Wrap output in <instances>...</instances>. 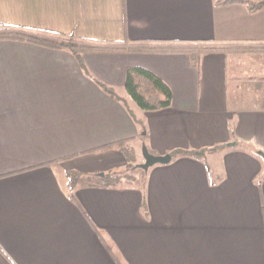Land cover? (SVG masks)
Instances as JSON below:
<instances>
[{
  "label": "crops",
  "instance_id": "0c3cea01",
  "mask_svg": "<svg viewBox=\"0 0 264 264\" xmlns=\"http://www.w3.org/2000/svg\"><path fill=\"white\" fill-rule=\"evenodd\" d=\"M0 24L129 49L264 48V10L215 0H0ZM257 57L207 54L196 70L178 53L76 58L0 42V264H264V163L230 137L264 154V71L247 64ZM132 67L168 86L169 108L134 110ZM140 141L156 157L224 147L171 157L141 182L86 185L122 174L125 146ZM66 171L82 174L73 189Z\"/></svg>",
  "mask_w": 264,
  "mask_h": 264
},
{
  "label": "trees",
  "instance_id": "16d2710c",
  "mask_svg": "<svg viewBox=\"0 0 264 264\" xmlns=\"http://www.w3.org/2000/svg\"><path fill=\"white\" fill-rule=\"evenodd\" d=\"M216 6H232L239 5L245 7L250 13H256L264 10V0H215ZM0 42H17L31 44L40 48L53 51H67L78 58L86 53H111V52H139V53H178L187 56L189 64L192 68L198 70L202 58L207 54H240L248 55L253 53H264V48H253L247 45L244 48L239 44L231 43H201V44H171L167 49L159 46L146 44L141 49H129L119 43H102L91 40L77 39L73 36L55 34L40 30H32L26 28H17L0 24ZM155 47V48H154ZM162 47V46H161ZM264 47V46H261ZM105 92L113 95L109 88L102 86ZM124 89L128 97L133 103L144 112H156L167 109L171 106L172 94L168 86L153 73L137 67L128 68L125 74ZM231 139L236 145H247L243 142L234 140L232 131ZM123 142L114 144L111 148H121ZM224 146H215L213 148L202 149L199 151H183L176 150L171 152V157L184 156L195 159H204V157L216 150L222 149ZM252 147V146H251ZM252 151L256 154L262 153L259 150ZM67 186L73 189L80 181L82 174L75 171H66ZM122 175L120 173H107L100 175H91L85 178L84 182L89 187H109L120 181Z\"/></svg>",
  "mask_w": 264,
  "mask_h": 264
},
{
  "label": "rangeland",
  "instance_id": "374dc122",
  "mask_svg": "<svg viewBox=\"0 0 264 264\" xmlns=\"http://www.w3.org/2000/svg\"><path fill=\"white\" fill-rule=\"evenodd\" d=\"M260 60L262 61V64L259 62V57L249 60L247 62V64H251L250 66H252V67H260V69H257L256 72H259L260 70L264 71V58L260 59ZM248 67H249V65H248ZM240 77L242 79V76H240ZM134 106H135L134 110H137L136 105H134ZM231 143L235 144V142H231ZM243 143H245L247 145L249 144V142H243ZM141 144H142V141L132 143V144H127L124 148L125 157L127 159V167L125 169H123V173L121 175L128 176V178H129L128 180H130V181H134V180L138 179V181L141 182L144 179L145 172H143L141 169L137 168L138 165H141L144 163V160L142 157ZM249 145H251L252 147L254 145V147H256L254 143L249 144ZM236 146H237V149H241L243 151H246L247 153L252 154L253 156H256L258 159H261V161L264 163L262 158L252 151L251 146H247V147L244 145H236Z\"/></svg>",
  "mask_w": 264,
  "mask_h": 264
},
{
  "label": "water",
  "instance_id": "95a60500",
  "mask_svg": "<svg viewBox=\"0 0 264 264\" xmlns=\"http://www.w3.org/2000/svg\"><path fill=\"white\" fill-rule=\"evenodd\" d=\"M259 156L264 161V154L260 153ZM142 157H143L144 163L141 165H138L137 168L143 170L144 172H146L149 168L155 165H167L171 161L170 155H166L162 157H156V156L151 155L145 146H142ZM100 176H103V175H100Z\"/></svg>",
  "mask_w": 264,
  "mask_h": 264
}]
</instances>
